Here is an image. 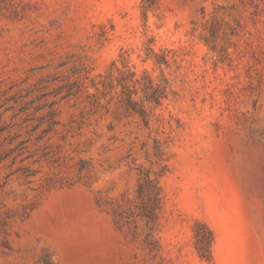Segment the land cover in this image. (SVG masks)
I'll use <instances>...</instances> for the list:
<instances>
[{"label": "rangeland", "instance_id": "obj_1", "mask_svg": "<svg viewBox=\"0 0 264 264\" xmlns=\"http://www.w3.org/2000/svg\"><path fill=\"white\" fill-rule=\"evenodd\" d=\"M0 264H264V0H0Z\"/></svg>", "mask_w": 264, "mask_h": 264}]
</instances>
